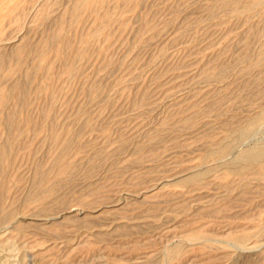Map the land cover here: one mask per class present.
<instances>
[{"label": "rangeland", "instance_id": "obj_1", "mask_svg": "<svg viewBox=\"0 0 264 264\" xmlns=\"http://www.w3.org/2000/svg\"><path fill=\"white\" fill-rule=\"evenodd\" d=\"M120 1L97 7L106 29L91 10L71 28L74 0L59 1L45 23L31 6L7 27L9 45L39 46L69 9V50L55 46L37 69L38 53H27L0 85V147L13 154L0 163V264H264V180L234 176L243 152L264 148V118L239 135L264 110V63L241 59L259 54L264 38L252 32L264 12H223L219 0ZM77 44L88 52L81 62ZM16 81L26 103L8 95ZM9 111L15 126L5 124ZM228 142L227 155L205 154ZM37 170L53 187L43 207L28 200Z\"/></svg>", "mask_w": 264, "mask_h": 264}, {"label": "bare ground", "instance_id": "obj_2", "mask_svg": "<svg viewBox=\"0 0 264 264\" xmlns=\"http://www.w3.org/2000/svg\"><path fill=\"white\" fill-rule=\"evenodd\" d=\"M61 2V4H62V0H0V47H5V48H7L8 46H10V50L12 49V52L10 53H8L9 55H6V53L5 54H0V85H2V83H4L7 79H9V78H11L13 75H14V73L16 72V70L20 67V64H22L21 62L23 61V58H24V56L25 55H27V53H31V52H33V58H34V54H36V53H38L37 54V56H38V58L39 59H37V62H36V60H35V62H36V65H33V66H35L36 68H33V69H37L38 67H39V64H38V61L39 60H48L50 57V55H51V51H52V49L55 47V46H59V48H61V49H63V51H64V49H65V44L67 43V40L69 39V37H68V29L66 30V31H68L66 34H65V23H67V21L65 22V15H67V13H68V11H69V9H67L68 11H67V13L66 14H64V16L62 15V16H59V17H57L55 20H54V22H55V27H56V29H54V31H49L45 36H44V38H43V40L40 42V44H39V46H35V47H33V45H35V44H33V43H31V44H33L32 45V47L30 48V47H27L26 45L24 46V44L26 43L27 44V42H24V44H22L23 46H17V45H15V46H13V45H9L10 43H7V42H9L8 40H9V38L6 36V32H7V27H8V25H11L12 26V24H17V23H20V20L23 18V16L27 13V10L32 6V7H37V6H40V10L38 11V15H37V22H39V21H41V23L43 22V20L45 21V19H47L48 17H51V15H52V13H53V9L55 8V6H56V4L58 5V7L60 6L59 4H60V2ZM120 1V0H119ZM123 1V0H122ZM125 2H128V0L126 1V0H124ZM136 1V0H135ZM218 1V0H217ZM220 2H218V3H220V4H218V5H220L221 7L220 8H222V9H227V10H225V11H223V12H229V10H233V11H235L236 12V14L238 13L240 16L241 15H245V14H252V13H255V15H256V12H257V14H258V12H264V0H219ZM106 2H107V0H74V4H73V6H72V8L70 9V11H69V14H70V19H69V21H70V27L73 25V24H77L78 22L80 23V20H82L83 18H84V16L86 15V14H88L89 12V10H91L92 11V13H97V12H99V13H97V16H96V20H95V22L97 23L98 21V25H99V23L101 24V23H103L104 21H102L103 19H107V18H105V16H103L104 15V13H106V12H104V13H100V11H98V8L97 7H100V8H105V6H106ZM121 2V1H120ZM124 2V3H125ZM59 3V4H58ZM64 4V3H63ZM129 5V4H128ZM217 5V4H216ZM215 5V6H216ZM218 5L216 6L217 8H219L218 7ZM57 7V8H58ZM123 7V6H122ZM131 7V6H130ZM133 7V6H132ZM131 7V8H132ZM99 8V9H100ZM36 9V8H35ZM108 9V8H107ZM30 10V9H29ZM101 10V9H100ZM104 10V9H103ZM106 10V9H105ZM216 10V9H215ZM214 10V11H215ZM109 11V10H108ZM114 11V10H113ZM54 12H56L55 11V9H54ZM88 12V13H87ZM216 12V11H215ZM235 12L233 13V14H235ZM32 13V12H31ZM91 13V14H92ZM231 13V12H230ZM54 14V13H53ZM111 14V13H110ZM263 14V13H262ZM105 15H107V14H105ZM219 15V14H218ZM253 15V14H252ZM55 16V15H54ZM53 16V17H54ZM69 16V15H68ZM89 16H91V15H89ZM249 16V15H248ZM67 17V16H66ZM85 17H87V15L85 16ZM104 17V18H103ZM95 18V17H94ZM110 18H111V15H110ZM53 18H51V20H52ZM68 19V18H67ZM66 19V20H67ZM109 19V18H108ZM36 20V19H35ZM49 20V18L46 20V21H48ZM110 20V19H109ZM45 21V22H46ZM53 21V20H52ZM36 22V21H35ZM45 22H43V23H45ZM85 22V21H84ZM78 23V24H79ZM81 23H82V21H81ZM108 23V22H107ZM106 23V24H107ZM77 24V25H78ZM95 24V23H94ZM97 24H95V25H97ZM68 25V24H67ZM76 25V26H77ZM102 25V24H101ZM100 25V26H101ZM104 25V26H103ZM102 25V27H104L105 28V23ZM74 26V25H73ZM72 26V27H73ZM94 26V25H93ZM262 27H260L259 28V30H254L255 32H252L253 33V36H255V37H263L264 38V17H263V20H262V25H261ZM71 27V28H72ZM98 27V26H97ZM9 28V27H8ZM100 28V27H99ZM104 28H101V29H104ZM70 29V28H69ZM95 28H93L92 30H94ZM101 29H98L99 31L101 30ZM106 29V28H105ZM261 29V30H260ZM47 30V29H46ZM53 30V29H52ZM95 32H98L97 30L95 31ZM94 31H93V33H95ZM102 32V31H101ZM90 33V32H89ZM97 34V33H96ZM91 35H93L92 33H91ZM85 36H87V34L85 35ZM96 36H98V35H95L94 36V38H96ZM88 38H89V36H87ZM93 37V36H92ZM92 37L90 38V40L92 39ZM65 38H67V40H66V43H65ZM260 39H262V38H260ZM10 40H11V38H10ZM84 40H86V39H84ZM84 40H82L81 39V44L84 42ZM88 40V42L90 41L89 39H87ZM98 40V39H97ZM95 41V40H94ZM11 42V41H10ZM264 42V41H263ZM18 43V42H17ZM69 43V42H68ZM68 43L66 44V45H68ZM90 43V42H89ZM7 44H8V46H7ZM11 44H13V43H11ZM20 44V45H21ZM28 44H30L29 42H28ZM30 44V45H31ZM84 44H86V43H84ZM78 45V44H77ZM76 45V46H77ZM80 45V44H79ZM78 45V46H79ZM86 45H88V47H89V45L90 44H86ZM85 45V46H86ZM73 46V45H72ZM82 46H84L83 44H82ZM68 47V46H67ZM66 47V51H67V49L69 48H67ZM71 47V46H70ZM74 47H75V45H74ZM80 47V46H79ZM88 47H87V51H88ZM81 48V50H78L80 53L79 54H76V56L78 55V57H76V59L78 58V62H81L80 60L82 59V61L84 60L83 58L85 57L84 56V54H87L88 52H86V53H84V51L86 50V47L84 48V47H80ZM82 48H84L85 50L82 52ZM90 48V47H89ZM2 49V48H1ZM0 49V50H1ZM8 49V50H7ZM6 49V52L7 51H9V47ZM56 49H57V47H56ZM76 49H78L77 47H76ZM59 50V49H58ZM69 50V49H68ZM54 51V50H53ZM62 51V50H61ZM65 51V52H66ZM76 51V50H75ZM65 52H63V53H65ZM73 52V51H72ZM71 52V53H72ZM54 54H55V52H53ZM62 52H61V54H63ZM74 53V52H73ZM76 53H77V51H76ZM30 54H29V56L30 57H32ZM53 55V54H52ZM51 55V56H52ZM58 55V54H57ZM64 55V54H63ZM62 55V56H63ZM74 55V54H73ZM36 56V55H35ZM36 56V57H37ZM55 56V55H54ZM53 56V57H54ZM65 56V55H64ZM36 57H35V59H36ZM52 57V58H53ZM59 57H61V56H59ZM71 57H72V55H71ZM29 57H27V58H25L26 59V61L28 60V62L30 61V58L28 59ZM55 58V57H54ZM53 58V59H54ZM62 58V57H61ZM60 58V59H61ZM87 58V57H86ZM251 58V57H250ZM250 58H249V55L247 56H245V57H243L242 58V56H241V59L243 60V63H246V62H250V66L253 68V67H260L261 65H262V63H264V43H263V45H262V47H261V49H260V51H259V54L257 55V58H255V59H253L252 61H250ZM56 59V58H55ZM57 59H58V56H57ZM56 59V60H57ZM59 59V60H60ZM66 58H64V60H65ZM75 59V56L72 58V60H74ZM75 59V60H76ZM240 59V60H241ZM34 59H32L31 60V62L33 61ZM50 60H52V59H50ZM63 60V61H64ZM68 60V59H67ZM70 60H71V58H70ZM71 60V61H72ZM74 60V61H75ZM86 60V59H85ZM77 61H75L76 63H77ZM24 62V61H23ZM70 62V61H69ZM30 63V62H29ZM53 63V62H52ZM66 63V62H65ZM73 62H71V63H68V64H72ZM76 63H74L75 65H76V68H77V70H78V68L79 67H77V64ZM242 63V62H241ZM38 64V65H37ZM74 64H72L71 66H69V65H67V66H69V68L71 67L72 68V66H74V68H75V65ZM32 65H31V67H32ZM65 65V64H64ZM42 67V66H41ZM29 68V67H28ZM64 68V67H63ZM66 68V67H65ZM68 68V69H69ZM249 68V67H248ZM3 69H5L4 71V73H2V71H3ZM43 69V68H42ZM47 69V68H46ZM41 70V69H40ZM65 70V69H64ZM63 70V71H64ZM67 70V69H66ZM70 70V69H69ZM69 70H68V72H69ZM75 70V69H74ZM77 70H75V71H77ZM220 70V69H219ZM28 71H29V69H28ZM72 71V70H71ZM79 71V70H78ZM214 71V70H213ZM19 72V71H18ZM65 72H67V71H65ZM67 72V73H68ZM216 72H217V70H216ZM220 72V71H219ZM33 73V72H32ZM31 72H27L26 73V76L25 77H27L28 79H29V77H31V76H33L34 74H32ZM35 73H37V72H35ZM70 74H69V76H73L72 74H76V73H79V72H69ZM214 73V72H213ZM221 73H222V71H221ZM220 73V74H221ZM39 74V73H38ZM64 74V73H63ZM65 75V74H64ZM214 75H216V73L214 74ZM219 75V74H218ZM37 76H39V75H37ZM37 76H35V77H37ZM47 76V75H46ZM76 76V75H75ZM14 78V77H13ZM50 78V77H49ZM72 78V77H71ZM32 79V78H31ZM28 82V81H27ZM14 83V82H13ZM25 83H21V82H15L14 84H13V86L10 88V90H9V92H10V94H8V95H15V96H17L18 97V99H20V97L21 98H23V96H25V94H24V86H26V85H24ZM2 86H4V85H2ZM1 86V87H2ZM7 89V88H6ZM26 90V89H25ZM27 92V91H26ZM7 93V92H6ZM2 94V93H1ZM5 94V93H4ZM4 96V95H3ZM53 96V95H52ZM51 96V97H52ZM13 97V96H12ZM27 97V96H26ZM8 98V97H7ZM6 98V99H7ZM11 98V97H10ZM9 98V99H10ZM54 97H52L51 99H53ZM24 99V102L25 101H27V100H25V99H28V98H23ZM21 101H22V99H20ZM19 100V101H20ZM4 101V100H3ZM20 101V102H21ZM55 100H53V102H54ZM52 102V101H51ZM26 103V102H25ZM28 104V103H27ZM22 105V104H21ZM25 105V104H24ZM51 105H53V103L51 104ZM55 103H54V106H50L51 108H53V107H55ZM49 107V106H48ZM11 109V108H10ZM9 109V110H10ZM5 110V109H4ZM46 111H47V109H45ZM52 113V109L51 110H48V112H47V115H48V118H49V116H51L50 114V112ZM5 112V111H4ZM3 112V113H4ZM8 112V111H7ZM16 112V111H15ZM45 112V111H44ZM2 113V112H1ZM6 113V112H5ZM5 113H4V116H5ZM49 113V114H48ZM44 116V115H43ZM5 118H7V119H5L6 120V122H5V124H6V126H12V125H14L15 126V113L14 112H10L9 111V114H7V117H5ZM47 118V119H48ZM51 118L52 119H50L49 118V121L50 120H52V123H53V117L51 116ZM264 118V110L262 111V112H260V115L258 116V118H255L253 121H251L250 122V124H249V126H248V123H247V128L245 127H243V129H240V133H239V135H241V136H244L245 137V135L248 133V130L250 129V128H252V127H255L257 124H258V122L259 121H261L262 119ZM47 119H45V120H47ZM44 120V119H43ZM184 120V119H183ZM264 120V119H263ZM187 121V120H186ZM27 122V121H26ZM188 122H190V121H188ZM17 123H19V122H17ZM48 123V122H47ZM46 123V121H45V125H48ZM51 123V124H52ZM4 124V125H5ZM20 124V123H19ZM27 124V123H26ZM16 125H18V124H16ZM28 125V124H27ZM45 125H44V127H45ZM49 126V125H48ZM51 126H53V124L51 125ZM190 126V125H189ZM42 127V126H41ZM47 127V126H46ZM183 127V126H182ZM13 128H15V127H13ZM51 128V127H50ZM54 128V127H53ZM53 128H52V130H53ZM54 131V130H53ZM51 132V134H50V138L51 139H53V140H56L57 141V136H56V134L54 133V132ZM250 131V130H249ZM57 132H59V131H57ZM236 132V131H235ZM234 134V133H233ZM232 134V135H233ZM58 135V134H57ZM76 135L78 136V133H76ZM76 135L75 136H72L71 138H73V137H76ZM62 136V135H61ZM60 136V137H61ZM57 137V138H56ZM63 137V136H62ZM61 137V138H62ZM238 137V136H237ZM237 137L235 138L236 140H237ZM243 137V138H244ZM48 138H49V135H48ZM50 138H49V140H50ZM61 138H58V139H60V141H61ZM226 138H227V136H226ZM234 138V137H233ZM72 139H70V141H71ZM236 140H235V142H236ZM8 141H10V140H8ZM68 141H69V139H68ZM234 141V140H233ZM233 141H231V143L233 142ZM240 141V140H239ZM238 141V142H239ZM53 142V141H52ZM58 143H59V140L57 141ZM65 142V141H64ZM66 142H67V140H66ZM65 142V143H66ZM72 142H73V140H72ZM7 143V142H6ZM54 143H55V141H54ZM53 143V144H54ZM65 143H63V145H64V147H63V151H64V154H65ZM224 143V142H223ZM3 144V143H2ZM62 144V143H61ZM230 144V142H228V143H226V144H223V145H220V146H218L217 147V149L215 148V150H214V146H212L213 147V150L214 151H212V150H210L211 152H207V153H205L206 155H207V157L208 158H210L209 156H211V157H213V156H216V155H218V157H220V156H223V155H225L226 153H228L229 151H231L230 149H231V145H229ZM60 145V144H59ZM67 145H68V143H67ZM213 145V144H212ZM234 145V144H233ZM69 146V145H68ZM68 146H66L67 148L66 149H70V148H68ZM211 147V148H212ZM216 147V146H215ZM220 147V148H219ZM233 147V146H232ZM72 148V147H71ZM209 149H211L210 147H208ZM236 148V147H235ZM9 148H8V145H4L3 147L1 146L0 147V163L1 162H3V165L5 164L4 162L6 161V163H7V159H8V161H9V158H8V156L10 157L11 156V154L9 155V150H8ZM234 149V148H233ZM137 151H139V148H138V150ZM140 151H141V149H140ZM139 151V152H140ZM207 151H209L208 149H207ZM61 152V151H60ZM69 152H71V150L69 151ZM62 153V152H61ZM60 153V154H61ZM66 154H68V152L66 153ZM65 154V155H66ZM227 155V154H226ZM63 156V155H62ZM61 156V157H62ZM12 157H13V154H12ZM12 157H10V161H11V159H12ZM64 157V156H63ZM206 157V156H205ZM240 158L238 159L241 163H242V165L240 166V167H237V166H235L236 168H237V171L236 170H234V171H236L237 172V175H234V176H239L238 174H240L241 176H245L246 177V175L248 176V175H253V176H255L256 178H257V180L258 179H260V180H264V148H262V149H258L257 151H252V150H250V151H246V152H243V154H241V156H239ZM59 158V157H58ZM97 158H99V156H97ZM204 158V157H203ZM215 158V157H214ZM57 158H55V160H56ZM60 159H62V158H60ZM59 159V160H60ZM14 160V159H13ZM54 160V159H53ZM96 160H98V159H96ZM100 160V159H99ZM57 161V160H56ZM59 162V161H58ZM92 162H94V161H92ZM92 162H91V164H92ZM9 163V162H8ZM7 163V165H10V163L8 164ZM13 163V162H12ZM11 163V164H12ZM65 163V162H64ZM96 163V161L93 163V164H95ZM53 164H55V162L53 163ZM70 164V163H69ZM92 164V165H93ZM238 164V163H237ZM52 165V164H51ZM55 165H57V163L55 164ZM59 165V164H58ZM91 165V166H92ZM2 166V165H1ZM54 166V165H53ZM52 166V167H53ZM95 166H96V164H95ZM95 166H93V167H95ZM5 168L6 167H8V166H4ZM11 167V166H10ZM9 167V168H10ZM50 167V166H49ZM70 167V166H69ZM72 167V166H71ZM75 167V166H74ZM231 168V170H230V172L232 171V169H236V168ZM67 168V167H66ZM84 168V167H83ZM44 169H46V168H44ZM54 169H56V167H54ZM58 169V168H57ZM4 170V169H3ZM2 170V171H3ZM48 170V169H47ZM60 170V169H59ZM62 170V169H61ZM73 170V169H72ZM95 170V169H94ZM38 171V170H37ZM68 171H70V169L68 170ZM39 173L37 174V172H36V174H37V176H35V177H37V181H35L36 182V191L34 192V193H30L31 194V196H30V198L28 199L30 202H39V203H36L37 205H40V203H43V206H45L44 205V202H47L46 200L49 198V196L51 195V193L53 192V187L52 186H48L50 183L47 181L48 179H46V173L45 172H47V171H45V172H41V171H38ZM55 171L53 170V173H54ZM62 172V171H61ZM52 173V174H53ZM74 173V172H73ZM50 174H51V172H50ZM69 174V173H68ZM232 174V173H231ZM230 173H229V175H231ZM234 174V173H233ZM232 174V175H233ZM66 175V174H65ZM70 175H71V172H70ZM73 175V174H72ZM71 175V176H72ZM75 175V174H74ZM199 175V174H198ZM227 175H228V173H227ZM53 176V175H52ZM241 176H240V178H241ZM62 177V176H61ZM60 177V178H61ZM66 177V176H65ZM69 178H71L70 176H68ZM202 174L200 175V176H197V177H194L193 179L191 178V180L190 181H188L187 183H194V182H199V180H201L202 179ZM245 177H243V178H245ZM60 178H58V181H56V183H58L59 182V179ZM239 178V177H238ZM239 178V179H240ZM50 179H51V177H50ZM53 179V178H52ZM51 179V180H52ZM62 179V178H61ZM65 179V178H64ZM36 180V179H35ZM54 180H55V178H54ZM57 180V179H56ZM241 180V179H240ZM245 180V179H244ZM71 181V180H70ZM259 181V180H258ZM64 182V181H63ZM68 182V181H67ZM241 182V181H240ZM52 183V182H51ZM60 183V182H59ZM65 183H66V181H65ZM70 183V182H69ZM239 183V182H238ZM242 183V182H241ZM231 184V183H230ZM60 185H62L63 186V184H60ZM229 185V184H228ZM54 186V185H53ZM188 186V185H187ZM240 186V185H239ZM58 187V186H57ZM54 189H55V187H54ZM94 191H95V189H93ZM1 191H3V190H1ZM55 191H57V190H55ZM33 192V191H32ZM5 193V192H4ZM55 193V192H54ZM4 196V195H3ZM57 196V195H56ZM55 196V198H57ZM51 199H52V197H51ZM54 200V199H53ZM56 200V199H55ZM59 200V199H58ZM63 200V199H62ZM49 201V200H48ZM52 201V200H51ZM29 203V202H28ZM50 204L52 203V202H49ZM61 203H63V202H61ZM60 203V204H61ZM32 204V203H31ZM65 204H67V203H65ZM58 205H59V203H58ZM41 206V205H40ZM43 206H41V207H43ZM46 207H48V206H46ZM1 208V207H0ZM43 209V208H42ZM0 211H2V209H0ZM46 211V210H45ZM44 211V212H45ZM12 212V211H11ZM10 212V213H11ZM43 212V211H42ZM214 212V211H213ZM219 212V211H218ZM222 212V211H221ZM210 213H212V212H210ZM0 214H2L1 212H0ZM12 214H13V212H12ZM3 215H4V213H3ZM9 216H11V215H9ZM1 218V217H0ZM73 220V219H72ZM22 226V225H21ZM87 227V226H86ZM127 229V228H126ZM196 236V235H195ZM195 236H192V237H195ZM240 239V238H239ZM243 240V239H242ZM210 241H212V240H210ZM239 241V240H238ZM180 248H176V249H173L172 250V256H173V254L174 255H176L175 253L179 250ZM170 256H171V254H170ZM176 257V256H175ZM174 257V258H175Z\"/></svg>", "mask_w": 264, "mask_h": 264}]
</instances>
